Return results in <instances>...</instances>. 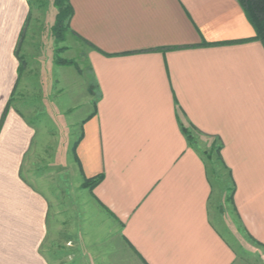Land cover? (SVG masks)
Segmentation results:
<instances>
[{"label":"crops","instance_id":"1","mask_svg":"<svg viewBox=\"0 0 264 264\" xmlns=\"http://www.w3.org/2000/svg\"><path fill=\"white\" fill-rule=\"evenodd\" d=\"M70 3L96 85L86 114L41 84V6L0 0V264H63L68 217L124 264H264V44L239 0ZM184 129L219 143L234 216Z\"/></svg>","mask_w":264,"mask_h":264},{"label":"rangeland","instance_id":"2","mask_svg":"<svg viewBox=\"0 0 264 264\" xmlns=\"http://www.w3.org/2000/svg\"><path fill=\"white\" fill-rule=\"evenodd\" d=\"M31 1L33 5L41 6L39 8L40 13L37 18V22L34 26H32V32L34 31L33 33L41 34V84H43L44 82L46 83L44 85L48 87V84L52 85L53 81L59 80V82H57L56 84V87L59 89H52L50 92V90L47 88L46 92L48 90L50 93H52V95H54L55 93L56 96L59 97V101L62 100L61 102L65 103V106L74 105L75 103H77L79 107L83 108L81 110V114L91 112L94 109V104L97 95L96 90H94L96 88V85L94 84L95 80L92 76V73L90 71V65L86 58V53L89 47L85 44V42H82L73 35H71L68 29L65 33L66 36L64 41L57 42L52 30V27L56 22V16L58 11L55 5V0ZM33 14H35V10H33ZM33 40L34 39H31L29 42V59L34 63H38L39 57L37 55H34L36 54L34 52V45H37V42ZM35 49L37 48L35 47ZM57 56H60L59 58H62L61 60L63 62L67 60H73L75 63L58 64L55 62ZM34 68L35 71H38L39 69L38 66L36 67V64H34ZM29 76L31 78V81H36L38 77H40V75H35L34 73L30 74ZM93 84L94 86H92ZM41 93L39 94V96H43L42 89ZM52 99L55 103L54 96H52ZM47 100L50 99L47 98ZM28 103L30 104L31 109L32 107L38 108L40 110L39 112H41V104H39L38 101H35L34 98L30 97ZM49 108L51 109V107ZM29 116H38V112H36L35 114L29 113ZM40 116H42V114H40ZM190 132L192 136V141L197 140L196 143H201V141L203 142V147L205 148L204 156L206 158L207 163H209L211 176L216 187L218 188L219 186V190L223 196L222 210L228 211V213H230L231 211L234 216V213L231 209L230 201V198L233 194V185L231 184L229 171L224 165L222 158L220 157L221 147L219 143L217 142L214 144H210L209 140L211 139L201 136L200 133L196 132L195 130H190ZM64 133L65 135L62 138V143L64 144H62L63 152L65 148L64 141L68 142L69 139L68 135L66 134L67 129L64 131ZM50 149L53 150L52 147ZM43 164V168L46 170L42 172L48 177L50 181H53V178L55 177V179H57L58 169L61 170L64 168L46 159L41 161V168ZM54 171H56L57 173H55ZM64 176L65 174H63L61 178H63ZM65 178H63L64 181H66ZM73 221V217H68V219L64 221L65 223H61V227L63 230H69L64 231L65 233H63L61 236V243L55 250L58 252V254H56L57 257H61V259H63V264H119L120 262L124 264L126 258H124L123 256V250L117 246V242L115 243L111 241V244H105L107 247L102 250L100 243H98L97 241L90 243L86 242L82 237L84 235L82 231L79 230L80 233L77 234V232H75V222ZM235 221L238 222L239 231H242L244 233L243 227L240 225L239 219L236 218ZM102 251H106V254L107 252L108 254H110L108 256L109 259L106 262H104L103 258L101 257ZM118 260H120L119 263H117ZM129 263L130 262H128V264Z\"/></svg>","mask_w":264,"mask_h":264},{"label":"trees","instance_id":"3","mask_svg":"<svg viewBox=\"0 0 264 264\" xmlns=\"http://www.w3.org/2000/svg\"><path fill=\"white\" fill-rule=\"evenodd\" d=\"M243 7L247 19L255 29V38L260 40L264 44V0H239ZM55 5L58 9L56 22L52 27L54 37L57 42L64 41L66 31L69 29L70 20L73 15V7L70 0H55ZM60 57V56H59ZM58 56L55 62L58 64L75 63L73 60H67L63 62ZM184 132L188 135L192 142V136L190 130L184 129ZM102 180V176L87 179L84 183L86 187H95Z\"/></svg>","mask_w":264,"mask_h":264}]
</instances>
